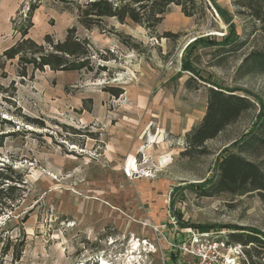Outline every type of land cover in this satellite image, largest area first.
Returning a JSON list of instances; mask_svg holds the SVG:
<instances>
[{
    "label": "rangeland",
    "instance_id": "374dc122",
    "mask_svg": "<svg viewBox=\"0 0 264 264\" xmlns=\"http://www.w3.org/2000/svg\"><path fill=\"white\" fill-rule=\"evenodd\" d=\"M200 1L204 15L186 17L170 4L149 30L113 17L87 29L75 3L41 0L27 36L60 40L75 27L105 70L29 69L23 77L16 59H0V118L14 132L0 147V165L21 171L26 182L19 205L0 215V248H8L1 264H248L237 255L240 245L223 241L231 226L264 232V201L252 191L205 196L193 185L229 152L264 171V142L244 150L236 144L264 106V73L246 61L264 51V19L247 5L259 0ZM28 4L0 0V55L19 37L14 23ZM215 5L234 24L236 50L192 45L227 34ZM212 84L242 90L256 109L206 141L203 153L183 156L184 135L198 125ZM111 87L122 94L114 97ZM185 223L206 226L210 235L194 243L178 228Z\"/></svg>",
    "mask_w": 264,
    "mask_h": 264
},
{
    "label": "trees",
    "instance_id": "16d2710c",
    "mask_svg": "<svg viewBox=\"0 0 264 264\" xmlns=\"http://www.w3.org/2000/svg\"><path fill=\"white\" fill-rule=\"evenodd\" d=\"M28 1L26 14L20 18L17 24L14 23L19 37L11 46L1 52L0 59L3 61L16 59L18 73L23 77L27 75L29 69L44 71L49 68L53 71L89 72L96 67V73L105 70V67L94 64L91 43L88 39L79 37L75 27L68 28L63 39L60 40H55L47 33L43 36L41 43L29 38L27 35L33 26L32 16L41 0ZM70 2L75 3L77 21L87 29L98 26L102 18L113 17L122 22L129 19L150 30L162 21V16L170 4L179 6L186 17L204 15V7L208 8L200 0H86L83 3L70 0ZM198 2L201 4V8L197 6ZM247 5L252 10L254 18L264 19V0L247 2ZM215 9L229 27L227 34L219 40L213 36L211 38L198 37L192 41V45L203 47L213 45L219 49H238L241 44L227 10H223L218 5H215ZM246 61L264 73V51L250 52ZM182 65L193 72L187 62H183ZM109 90L114 97H119L123 91L122 88L116 87H111ZM238 91L242 90L225 89L213 84L207 88L205 112L198 121V125L185 133V149L181 155L193 156V154L203 153L202 147L206 141L213 139L228 125L234 124L245 112L256 109L254 101L244 94L241 95ZM260 108L256 115L254 128L246 132L242 139L236 142L239 144V150L249 149L256 143L264 142L262 136L264 135V106L262 105ZM5 126H13V123L2 117L0 118V147L5 137L14 133L6 132ZM24 175L9 164L0 165V215L6 211H12L19 205V201L26 191ZM193 186L205 196H213L218 193L245 194L252 191L256 192L259 198L264 201V171L256 163L233 152L219 156L214 165L212 176ZM172 215L175 218L178 217L175 212H172ZM185 227L199 231L209 229L206 226L193 223L179 224L178 228L185 229ZM227 229L223 244L227 246L240 245L241 255L248 264H264L263 231L250 226H231ZM2 232L3 230L0 232V242L2 241ZM7 251L6 245L0 248L2 255H5ZM19 254L15 255V259L19 257Z\"/></svg>",
    "mask_w": 264,
    "mask_h": 264
},
{
    "label": "built area",
    "instance_id": "2783aa9c",
    "mask_svg": "<svg viewBox=\"0 0 264 264\" xmlns=\"http://www.w3.org/2000/svg\"><path fill=\"white\" fill-rule=\"evenodd\" d=\"M184 230L190 232V233H188L187 237L190 238L189 240L193 241L194 243H198L201 240V238L207 237L210 235L209 232L202 231V230L201 231L195 230V229H192L190 227H185ZM179 245H181L180 248L182 249V252L189 251L190 246H191V245L187 244V241H185V240H181ZM239 254L241 255L240 249L237 252V255H239Z\"/></svg>",
    "mask_w": 264,
    "mask_h": 264
}]
</instances>
